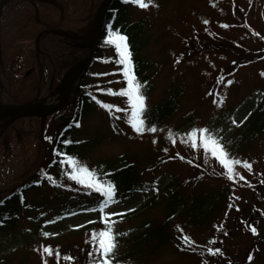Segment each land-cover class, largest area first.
Wrapping results in <instances>:
<instances>
[{
    "label": "rangeland",
    "instance_id": "374dc122",
    "mask_svg": "<svg viewBox=\"0 0 264 264\" xmlns=\"http://www.w3.org/2000/svg\"><path fill=\"white\" fill-rule=\"evenodd\" d=\"M84 4L82 0L75 13L61 16L50 0H0V49L7 50L14 43L19 75L35 55L29 18H43L49 11L59 20V29L46 32L36 43L43 79L32 102L50 105L63 98L65 74L57 86L60 90L52 88L50 57L69 49L68 41H80L92 31L89 23L98 8L85 10ZM112 29L125 35L127 44L129 34L139 30L141 53L153 64L143 90L145 104L155 109L172 99L174 112L150 125L157 131H148V126L138 133L131 124L128 98L103 92L118 93L127 87L115 64V46L106 42L107 29L102 43L106 58L92 76L96 81L93 93L100 101L94 98L77 132L79 137L101 140L75 158L94 172L104 160L129 156L139 164L144 187L123 201L110 202L103 214L92 209L59 211V204L76 193L67 187L47 184L41 191L28 192L27 201L36 210L29 215L21 207L16 226L1 232L0 264H91L94 256H84L83 247L89 239L93 246L92 234L105 230V220L115 221L118 247L113 257L126 255L117 264H264V216L252 218L255 209L264 213V0H151L146 7L134 3L124 23ZM73 34L75 38L68 37ZM88 69L75 79L73 93ZM10 99L9 81L0 62V103H13ZM103 103L118 110L116 120ZM67 106L48 116L49 130L63 129L58 113L66 118L74 111ZM259 113L260 121L254 124ZM29 116L37 117L0 119V131L11 119ZM36 124L27 119L16 127L10 149L0 146V187L15 184L26 171L23 160L34 156L30 146L37 140L31 143ZM204 128L210 130L209 137L227 144V150L236 147L239 153L234 157L250 164V169L241 163L235 166L239 175L227 178L218 156L204 147L205 134L199 132L193 143L191 132ZM64 167L73 168L68 161ZM57 178L54 174L53 180ZM175 191L182 203L179 207L172 204ZM139 232L149 238L133 252ZM45 247L52 253L44 252Z\"/></svg>",
    "mask_w": 264,
    "mask_h": 264
},
{
    "label": "trees",
    "instance_id": "16d2710c",
    "mask_svg": "<svg viewBox=\"0 0 264 264\" xmlns=\"http://www.w3.org/2000/svg\"><path fill=\"white\" fill-rule=\"evenodd\" d=\"M50 1L57 6L58 10H60L61 16H68L76 12L77 7L82 0ZM83 1L85 3V10L91 11L95 8L97 9L102 0ZM132 4L134 3H132L131 0H128V2H125V0H113L106 18L103 33L97 42L94 56L86 77L78 90H76L75 93H72L71 102L67 106V108L73 107L74 111L66 118H63L64 113H58V117H60L59 121L63 120L62 122L65 125L61 131H58L57 133L53 132V129L49 130L48 122L50 117L48 116L16 117L11 119L8 125L3 127L0 131V146L5 148L8 147L10 149L12 137L17 133L16 127L19 124H23L27 119H30L35 120L37 123L36 125H38L36 129L37 132H34L35 138L32 139L33 141L31 142L33 144L34 140L37 139L36 143L34 145L30 144L32 145L30 148L33 147L35 150V152L32 153L34 156L27 157L23 160L26 171L20 176H17L18 181L15 184H11V186L7 187H0V234L3 231H10L16 226L19 214L17 211H19L21 207L24 208L23 210H25L29 215L31 212L36 210L37 206H35V208H31L29 202L27 201V193L32 190L41 191L47 187V184H50V186H57L60 189L67 187L70 191L76 192L71 195L73 196L72 199L59 204V207H61L59 211L61 212L68 213L72 210L95 209L98 207L99 203L105 199L102 193L96 192L94 188H90L84 183H78L76 180L69 179V174L73 172V168H71L72 170H66L64 165L67 162V156L78 158L85 150L94 146L101 140L100 137L98 138L96 136H93L92 138L79 137L77 135L79 129L78 127L82 123L85 115L88 114L94 98L100 101L99 96H96L93 93V87L96 81H93L92 76L95 75V70L102 66V62H104V58H106L104 49L102 48V43L106 38V30L109 26L112 28L120 21L124 23L127 9L129 5ZM29 21H32L28 31L31 35H34L35 42L33 44L35 47V55L34 60L25 68L24 74H18L19 61L15 57V51L13 49L14 43L7 50L3 51L0 49V62L9 81V94L11 95L10 100L16 104L31 103L39 95L43 79V60L41 59L42 55L39 48H37L36 43L43 36V34L46 32H56L60 27L59 20L55 19L49 11H46L43 18L30 17ZM92 21L93 19H91L89 23V29L91 28L90 26L92 25ZM139 26L140 23H138L135 28ZM138 32L139 30H136L133 34H129L128 46L131 54V61L135 66V75L143 85V88L141 89L143 93L144 88L147 87L151 78L147 72H149V70L153 67V64L146 60L141 53L142 46L136 36L138 35ZM74 34L78 35V33ZM74 34L69 35L68 37L75 38ZM90 35L91 30L86 32L83 39L80 41L71 40V42H69V38H67V43L71 44V46L68 47L69 49L50 57V63L54 68L52 88L56 89L65 72L72 65L84 59L88 55L89 48L87 45L89 44ZM31 39L32 38H29L27 40ZM16 44L20 43L16 42ZM115 54L117 56L115 64L118 65L120 80L127 85L122 74L124 65L118 62L119 56L116 51ZM107 90H103V92L107 93ZM113 92L115 93V91ZM173 104L174 100L167 99L156 106L155 109L146 106L143 113V118L145 120L144 129L151 124L157 123L158 121L167 118V116H170L174 112ZM108 111L111 118L116 120L118 110L109 109ZM256 116L257 118L254 119V124L260 121L261 113ZM252 128L253 127H251V129ZM241 139H243V136H241L237 145L241 144ZM65 140L72 141V143H64ZM228 151L230 154L232 153V156H234V154L236 155V152H238L236 147L231 150L232 152L230 150ZM139 170V164L131 157L125 155L115 160L102 161L101 164L94 170V173L96 174L95 179L98 182L103 183L105 186L109 181L114 183L115 196L113 201H123L144 187L139 178ZM54 174L58 176L55 181L53 180ZM172 197V204L179 207L182 203L179 200L176 191L172 194ZM134 237L133 248L131 249L133 252L139 249V247H141L149 238L146 232H139ZM92 245L93 246H91V239L85 242L83 247V251H85L84 256L92 254L94 257L91 258H93L95 263L103 264V257L100 254V250L96 252L94 250L95 244L92 243ZM124 256L126 255H122L120 257L112 256V262L117 264L123 260L122 257ZM86 262H84V264ZM94 262L91 264H95Z\"/></svg>",
    "mask_w": 264,
    "mask_h": 264
},
{
    "label": "snow or ice",
    "instance_id": "6c2138e0",
    "mask_svg": "<svg viewBox=\"0 0 264 264\" xmlns=\"http://www.w3.org/2000/svg\"><path fill=\"white\" fill-rule=\"evenodd\" d=\"M128 2V0H125ZM132 3H136L141 7H146L148 2L151 0H131ZM207 23V21H205ZM107 43L113 44L115 46V50L119 56L118 62L124 65L123 69V77L126 80L127 87L123 88L119 91V93H114L111 89L107 90V94L115 95L118 94L120 96H124L128 98V103L131 105L132 113H131V124L135 131L142 132L144 130L145 120L143 118V113L146 109L145 100L146 97L143 95L141 89L143 85L138 80L135 75V66L131 61L130 49L127 44V37L121 34L118 30H114L111 26L108 27L107 33ZM231 83V81H229ZM102 106L106 109H111L113 105L103 103ZM148 131L155 132L157 129L154 126H150L147 128ZM210 130L207 128L197 129L191 132V136L193 138V143L195 144L198 133H204V147L206 149H210V151L218 156L221 164L227 170V178L233 179L235 175H239L235 171V166L243 163V166L246 168L251 167L247 162H242L240 159L232 156L230 152L227 150V144L221 143L217 138L209 137L207 134ZM64 143H72V141L65 140ZM67 161L72 164L73 172L69 174V178L72 180H76L78 183H84L90 188H94L96 192L102 193L105 199L99 203L98 207L92 209L94 211H99L100 213H104L105 207L109 204L110 201L114 200L115 196V185L111 181L107 182L105 186L103 183L98 182L95 179L96 174L86 166L82 165L75 157L67 156ZM243 178V177H241ZM109 215H112L111 213ZM54 221H49V223H53ZM91 223V221H90ZM115 221L105 220V230L99 232H93V240L94 244H98L100 254L103 257V264H112V256L115 255L116 249L118 247V242L116 239V233L114 229ZM255 232V229H253ZM42 235L48 236L50 235L47 232H43ZM121 235H125L121 233ZM185 242H187V238H185ZM214 243V242H213ZM58 254V249L56 250ZM209 251H212L211 249ZM219 252V249L215 250ZM44 252L51 254L52 249L50 247H45ZM66 259H71L70 257H65ZM47 264V261H45Z\"/></svg>",
    "mask_w": 264,
    "mask_h": 264
},
{
    "label": "water",
    "instance_id": "95a60500",
    "mask_svg": "<svg viewBox=\"0 0 264 264\" xmlns=\"http://www.w3.org/2000/svg\"><path fill=\"white\" fill-rule=\"evenodd\" d=\"M112 2L113 0H102L101 4L99 5L93 20L90 42L88 46L89 53L84 59L78 61L66 71L62 81L64 89L63 98L59 102L50 105H44L39 103H29L23 105L15 103H0V110H9L11 112L8 115L4 116V118L13 115H33L37 117H47L62 110L68 105L72 97V92L74 90L75 72L81 66H84L85 69L90 66L98 39L103 32L106 17L108 15ZM59 90L60 87L57 88V91ZM263 216L264 213L260 209H255L252 218L261 219Z\"/></svg>",
    "mask_w": 264,
    "mask_h": 264
},
{
    "label": "bare ground",
    "instance_id": "6f19581e",
    "mask_svg": "<svg viewBox=\"0 0 264 264\" xmlns=\"http://www.w3.org/2000/svg\"><path fill=\"white\" fill-rule=\"evenodd\" d=\"M85 71V67L81 66L80 68L77 69V71L75 72L74 75V79L78 78L79 76L82 75V73ZM9 113H11L9 110H0V119L4 118V116L8 115Z\"/></svg>",
    "mask_w": 264,
    "mask_h": 264
}]
</instances>
